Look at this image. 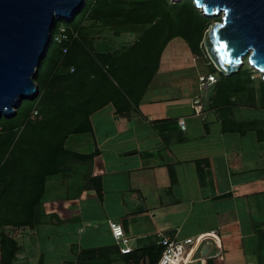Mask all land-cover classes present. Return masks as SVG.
Masks as SVG:
<instances>
[{
	"label": "crops",
	"instance_id": "crops-1",
	"mask_svg": "<svg viewBox=\"0 0 264 264\" xmlns=\"http://www.w3.org/2000/svg\"><path fill=\"white\" fill-rule=\"evenodd\" d=\"M133 33L113 36L114 47L100 52L93 49L95 35L82 32L90 54H102L109 64L99 74L114 70L109 61L140 35ZM170 41L133 64L138 75L122 78L123 88L105 80L99 101H92L90 128L80 132L90 135L92 158L52 176L58 191L49 197L52 206L45 205V222L24 229L30 235L19 241L11 264H134L141 250L162 249L161 236L201 233L209 236L194 243L199 254L183 256V264L209 258H218L217 264H264V146L254 130L237 125L247 119L207 105L213 84L201 97L198 79L189 82L179 74L164 81ZM84 46H73L80 47L75 59L89 70L94 66ZM186 48L192 61L201 58ZM90 173L98 177L97 190L87 181ZM110 221L121 225L132 253L119 252ZM138 262L149 264V257Z\"/></svg>",
	"mask_w": 264,
	"mask_h": 264
},
{
	"label": "trees",
	"instance_id": "trees-1",
	"mask_svg": "<svg viewBox=\"0 0 264 264\" xmlns=\"http://www.w3.org/2000/svg\"><path fill=\"white\" fill-rule=\"evenodd\" d=\"M87 18L100 20L106 25L122 24L138 28L139 37L109 61L110 67L115 68L108 74H99L100 68L108 64L107 60L99 53L91 55L90 46L83 40V22ZM57 20L54 19L50 31L48 48L52 45V51L48 54L47 48L33 75L38 86L36 95L31 99H22L11 117L0 116V227L33 228L45 222L43 204L48 178L65 173L64 169L70 164L92 158L88 153L65 147L64 141L69 135L90 128L92 101H99L100 88L105 85V80L112 82L113 79L123 88L122 78L131 79L138 75L137 67L132 64L143 62L151 50L158 54L174 37H180L192 53L199 54L205 30L218 19L200 13L192 0L170 4L167 0H84L83 7L72 17L62 19L68 33L73 30L79 33L78 39L68 44L66 53H62V47L67 43L58 44L52 37L56 26L61 24L56 23ZM158 35L162 36L158 46L151 47L146 43L141 49L142 38L155 39ZM75 45L84 48L86 45V57L90 58L89 63L94 67L86 70L83 65H78L80 62L75 58L80 47L74 49ZM84 59L85 55L81 57V60ZM85 60L87 62V58ZM209 65L206 73H214L217 77L212 85L216 105L225 108L232 104L234 95L247 92L248 106H255L257 99L249 87L252 80L248 69H239L226 76L217 71L211 62ZM89 74L97 75V80L90 79ZM258 84V100L264 108V80L259 79ZM34 108L39 113L36 120L30 116ZM237 125L244 130H254L257 140L264 146V120L262 125L257 120ZM87 181L98 189L97 176L90 173ZM19 249V241L0 229V264H11ZM160 253L161 248L151 246L143 249L134 264H139L138 259L143 256L149 257V264H155ZM217 263L218 258H209L201 264Z\"/></svg>",
	"mask_w": 264,
	"mask_h": 264
},
{
	"label": "water",
	"instance_id": "water-1",
	"mask_svg": "<svg viewBox=\"0 0 264 264\" xmlns=\"http://www.w3.org/2000/svg\"><path fill=\"white\" fill-rule=\"evenodd\" d=\"M179 1V0H171ZM219 17L201 48L217 71L229 76L248 64L264 80V0H192ZM84 0H0V116L11 117L22 99L33 98V75L46 55L54 19H67Z\"/></svg>",
	"mask_w": 264,
	"mask_h": 264
},
{
	"label": "rangeland",
	"instance_id": "rangeland-1",
	"mask_svg": "<svg viewBox=\"0 0 264 264\" xmlns=\"http://www.w3.org/2000/svg\"><path fill=\"white\" fill-rule=\"evenodd\" d=\"M179 1H182V0H179ZM174 2L175 1L167 0L168 4L174 3ZM197 10L199 11V9ZM213 18L218 19V20L220 19L219 17L218 18L213 17ZM62 22H63L62 19H58L56 21V23H62ZM213 23L214 22H211L208 28ZM129 30H134V31H129ZM126 31L134 32L133 33L134 35L135 33H138V28H135L132 26L126 27L122 24L106 25L102 21L87 18L83 22V29H82V32L92 33L95 35V48L93 49L95 51H100V52L106 51L108 50V48L111 49L110 48L111 46L113 48L114 47V43H113L114 37L113 36H117V34L119 35L121 32H126ZM205 32H204V36H205ZM149 36L150 35H148L147 37ZM147 37L142 38L141 49L143 48V46H146V43H147V46L150 45L151 47H153V45L158 46V43H161L162 41V36L160 35H158V37L155 39H153V37L150 39H147ZM170 40L171 41L167 44L168 46L166 47L164 51V55L166 56V58L164 59L165 63H163V68L161 70L163 74L162 78L164 79L165 82L167 81L169 82V81L174 80V77L178 76L179 74H185L186 77H188L187 81L193 80L194 82H196L198 79V74L206 73L208 68L210 67L209 65H207L208 61L210 62V60L207 59L203 49L201 48V43L203 42V39H202V42L200 43L201 51L199 54H197L201 58H198L195 61H192L190 59L189 52L186 48L187 47L186 43H184V41L180 37H174ZM130 43H132L131 39L130 41L126 43L125 46H128ZM52 48H53L52 45H50L48 48V54L51 53ZM247 56H248V53L243 57V64L240 67V69H248L250 71L249 77L252 80V83L249 84V87L253 89V93L255 94V97L257 99L255 106L254 107L248 106L249 100L247 98V92H245L242 94L234 95L231 98L232 104H229L227 106L228 108L227 107L225 108L229 110L232 116H236L237 119L245 118L247 119V120L244 119L245 121L257 120V122H261V125H262V122L264 120V108H263V105H261L258 100V97L260 94L258 80L262 78V75L256 70H254L248 64ZM149 62H152L150 57H149ZM132 66L134 67L133 64ZM249 67H251L252 70L249 69ZM169 70L171 71L172 75L169 73ZM198 87L200 90L201 97H203L205 92L207 93L210 89V88L208 90L204 89L203 87L200 86L199 82H198ZM207 105H212V106L214 105V107L216 108H221L220 105L215 104V89L213 87L208 93V104ZM225 108H221L220 113H222V111H226ZM30 116L31 118H33V120L38 119L39 113H37V108H34ZM90 140H91L90 135L88 133H74V134L69 135L66 138V140L64 141V145L65 147L69 149H74V150L88 153V151L90 150V145H91ZM61 176L62 174H59V176H56V177L58 178ZM53 178L55 177H50L47 180V185L49 186H47V192L45 194L46 196L45 199L47 198V200H44V204H43L44 209H45V205H46V208H50L52 206L53 203L51 200H49L51 199L49 197H51L55 193L57 194V191H58V190L56 191L55 188L52 187ZM25 228H28V227H14V226L0 227V229L3 230L6 234L14 237L15 239H18V241H20L21 243L23 241H26V239L28 238L27 236L30 235L24 231ZM197 245L199 246L200 244H197ZM189 247H186L182 251L183 256L192 257V256H197L199 254V251L195 248L196 245L191 246L190 249Z\"/></svg>",
	"mask_w": 264,
	"mask_h": 264
},
{
	"label": "built area",
	"instance_id": "built-area-1",
	"mask_svg": "<svg viewBox=\"0 0 264 264\" xmlns=\"http://www.w3.org/2000/svg\"><path fill=\"white\" fill-rule=\"evenodd\" d=\"M67 27L61 23L56 26V30L53 34V40L58 43H67L62 47V53H66L68 49V44L72 43L74 40L78 39L79 33L76 30L67 32ZM73 68H71V71ZM199 84L204 89L208 90L209 86L217 81V77L214 73H204L198 75ZM179 126L182 131L186 130L184 119H179ZM109 228L112 235L117 240L119 244V252L121 254H128L133 249L129 245V239L124 236L122 227L116 221L109 222ZM209 235L201 233L197 237L188 236L184 238H178L177 236L167 237L161 236L158 240V244L162 246L160 256L155 264H183V254L182 251L194 244L195 242L204 241ZM203 258V257H202ZM199 258H194L192 260H198ZM200 260V259H199Z\"/></svg>",
	"mask_w": 264,
	"mask_h": 264
}]
</instances>
